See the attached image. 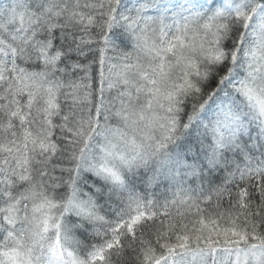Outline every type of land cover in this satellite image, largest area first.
I'll return each mask as SVG.
<instances>
[{"label":"snow or ice","instance_id":"obj_1","mask_svg":"<svg viewBox=\"0 0 264 264\" xmlns=\"http://www.w3.org/2000/svg\"><path fill=\"white\" fill-rule=\"evenodd\" d=\"M0 264H264V0H0Z\"/></svg>","mask_w":264,"mask_h":264}]
</instances>
